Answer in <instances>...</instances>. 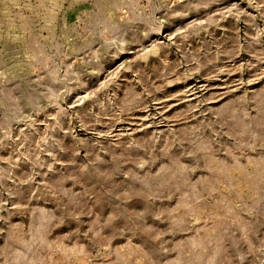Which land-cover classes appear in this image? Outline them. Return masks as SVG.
I'll use <instances>...</instances> for the list:
<instances>
[{
  "label": "rangeland",
  "instance_id": "1",
  "mask_svg": "<svg viewBox=\"0 0 264 264\" xmlns=\"http://www.w3.org/2000/svg\"><path fill=\"white\" fill-rule=\"evenodd\" d=\"M0 264H264V0H0Z\"/></svg>",
  "mask_w": 264,
  "mask_h": 264
}]
</instances>
